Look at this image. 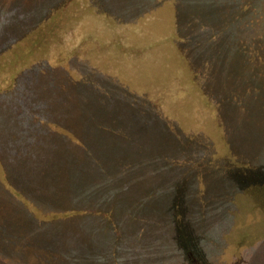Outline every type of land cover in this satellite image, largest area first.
I'll list each match as a JSON object with an SVG mask.
<instances>
[{
	"label": "rangeland",
	"instance_id": "obj_1",
	"mask_svg": "<svg viewBox=\"0 0 264 264\" xmlns=\"http://www.w3.org/2000/svg\"><path fill=\"white\" fill-rule=\"evenodd\" d=\"M0 264H264V0H0Z\"/></svg>",
	"mask_w": 264,
	"mask_h": 264
}]
</instances>
